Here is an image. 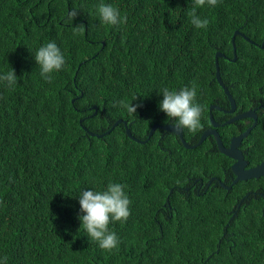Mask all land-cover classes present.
<instances>
[{
  "label": "trees",
  "instance_id": "obj_1",
  "mask_svg": "<svg viewBox=\"0 0 264 264\" xmlns=\"http://www.w3.org/2000/svg\"><path fill=\"white\" fill-rule=\"evenodd\" d=\"M100 3L117 7L127 23L103 24ZM192 6L193 0H0V74L14 69L17 76L11 88L0 84V258L7 256V264H264V197L249 192L263 187L264 176L205 189L211 174L231 184V160L203 147L209 138L184 146L182 139L196 143L201 128H185L182 137L156 129L145 139L152 123L169 120L159 108L164 87L195 86L200 121L210 105L228 107L215 78L220 51V76L236 112L256 107L259 117L240 145L247 167L264 160V0L205 4L197 14L210 23L201 29L190 22ZM80 24L85 32L74 34ZM235 29L247 39L235 35L232 60ZM53 41L65 64L48 82L34 54ZM121 100L145 109L130 115ZM119 118L126 126L115 124ZM229 126L235 134L246 127ZM84 127L109 131L98 137ZM109 181L125 185L131 201L127 221L109 224L120 239L112 251L91 240L79 219V192L103 190Z\"/></svg>",
  "mask_w": 264,
  "mask_h": 264
},
{
  "label": "clouds",
  "instance_id": "obj_2",
  "mask_svg": "<svg viewBox=\"0 0 264 264\" xmlns=\"http://www.w3.org/2000/svg\"><path fill=\"white\" fill-rule=\"evenodd\" d=\"M218 2L219 0H193V6L188 12L191 24L197 29L207 28L210 22L207 18H201V16L197 14V8L203 7L205 4L215 7ZM97 12L103 24L116 26L127 23V16H122L119 9L111 4L100 3L97 6ZM77 14L75 8L69 11L66 18L67 21L71 22ZM235 30L240 31L239 29ZM84 32L85 27L83 24L73 27L74 34H83ZM237 35L242 36L241 34ZM34 58L40 67L41 77L48 82L52 81L51 74L61 70L65 64L64 54L54 41L39 47L34 54ZM16 83L17 76L14 69L0 74V84H6L7 87L11 88ZM159 92L163 95V99L159 102V108L167 115L168 119L175 122L174 126L176 129L183 130L187 128L191 132H196L202 127L200 119L203 108L196 102L195 86L191 88L186 86L179 90H170L168 87H164ZM136 98L137 97H135L134 100ZM119 106L126 109L130 115L136 113L137 107H139L140 110L145 109L142 105H136L132 102L128 103L124 100L119 101ZM213 108L214 105L211 107V110ZM232 118L233 117L229 118L230 122L238 121L237 119L231 120ZM123 121L125 120H122V122ZM152 125H156L152 133L156 129H159L160 132H163L162 135L170 134L174 137L179 136L177 132L165 129L163 126H160V123L154 122L150 125L145 139L151 136L152 133L149 135V131ZM197 145L199 144H196V146ZM226 157L229 158L228 156ZM125 187L126 186L121 183L109 181L107 187L103 190L91 188V190L82 189L79 192L80 212L83 213V215L79 216L81 226L86 230L91 240L98 242L101 249L112 251L113 249H117L120 244L118 235L109 229V224L115 221L126 222L131 215L129 207L131 201L125 192ZM7 261V256L0 258V264H7Z\"/></svg>",
  "mask_w": 264,
  "mask_h": 264
},
{
  "label": "flooded vegetation",
  "instance_id": "obj_3",
  "mask_svg": "<svg viewBox=\"0 0 264 264\" xmlns=\"http://www.w3.org/2000/svg\"><path fill=\"white\" fill-rule=\"evenodd\" d=\"M228 103H229V101H228ZM213 105H214V108L212 110H215L216 112H221V113L229 114V116L227 118H225L224 116H222L220 114H217L216 112L214 113L211 110V107ZM229 108H230V103L228 104V107L227 108H222L221 106H218V105H215V104H212V105H210V107H208L207 115H204L202 117V121H200L202 127H201L200 135L197 137V141L200 139V137L203 134V132H205L207 130H212L213 133L208 134L200 143H202L207 138L212 139L213 142L211 144H209L208 146H203V147L210 148V150H214L213 152H215V151L220 152L219 149H218L217 138L221 141V144L224 147H228L231 137L239 134V133L235 134L234 127H230L229 126V124H230L229 118L230 117H233L234 115H236L238 113L245 112V111H248V110H253V109L255 110L256 109V107H255V108H251V109L244 110V111H241V112H236L237 111L236 104H235V107H234L233 111H228ZM206 118H207V120H206ZM260 119L262 120V118H260ZM237 120H238V122L241 125H246V127H245V129H246L254 121H255L254 123H257L258 120H259V117L255 113V116L254 117H244V118H240V119H237ZM158 123H160V126H163V127L168 126V127L173 128L175 132L178 130L174 126V123L175 122L173 120H171V119L165 120V121L162 120V121H159ZM220 127H221V129H220ZM195 138H196V134H193L192 136H190L189 141H194ZM242 140H241V142H242ZM197 141H195L196 143H193V144H188L187 143L190 146L189 148L195 147L196 144H197ZM241 142H240V144L238 146L240 150H241V148H240L241 147L240 146L241 145ZM200 143H198V144H200ZM242 154H243V152H242ZM229 159L231 160V163L229 165V172H226L225 175H226L227 178L230 179V183L231 184H225V182L221 181L217 176L211 174V175H209L208 179L205 182V189H207L213 182H215L216 184H218L220 186H223L225 188H226V186H230V188H231V185L232 184H235V183L238 182V181L235 182V183L232 182L233 179H234V174H233V171L231 169V165L233 164L234 160L232 158H230V157H229ZM245 168H248L247 165H246ZM226 170H227V168H225V171ZM260 178L261 177L256 178V179H260ZM246 180H248V179H246ZM195 181H197V179H195ZM261 182L264 184V178L261 180ZM201 184H202V182H200L198 184V186H196L197 192H198ZM192 185H195V182L194 181L192 182ZM191 186H189V187H191ZM189 187H186V188H189ZM193 189H195V188H193ZM249 192H252L253 194L258 193L259 195H261V196L264 197V185H263L262 188L261 187H258V188L256 187L254 190H251V191L249 190ZM249 192H246V194L244 195V197H247ZM241 200L239 201V203L236 206V209L233 212H236V210L239 208Z\"/></svg>",
  "mask_w": 264,
  "mask_h": 264
},
{
  "label": "water",
  "instance_id": "obj_4",
  "mask_svg": "<svg viewBox=\"0 0 264 264\" xmlns=\"http://www.w3.org/2000/svg\"><path fill=\"white\" fill-rule=\"evenodd\" d=\"M236 34H241L245 39H247V37L244 34H242L240 31L234 30L233 35L231 37V43H232L233 55H234L232 60H235V58H236V50H235V42H234V37H235ZM263 44H264V32H263L262 43H261L260 46L262 47ZM219 56H223V53H221L220 51H216L215 52V62H214L215 63V78H216L217 82L222 86L223 91L226 94V96H227V98H228V100L230 102V108H229L228 111H233V109L235 107V101L233 100V98H232L231 94L229 93L227 87L224 85V83L221 80L220 71H219V63H218V57ZM93 107H94L93 114H95L97 112V106L94 105ZM254 116H255V110L253 109V110H248V111H245V112L238 113L235 116H233V118L231 120L240 119V118H244V117H254ZM119 122H122V120L118 119L115 122V124H118ZM254 122L251 123V125H249L245 130H243L239 134H237L235 136H232L231 139H230L228 147H224L221 144V141L217 138V143H218L219 150L223 154H225L226 156H228V157H230V158H232L234 160L233 164L231 165V169H232L233 174H234V179L232 181L233 183H235L237 181H240V180H246V179H250V178H259L261 176H264V160L261 161L260 163L256 164V165H254V166L245 168L246 165H247V161L244 159L242 151L238 147L240 142H241V140L250 132L252 127L255 125ZM123 123L126 126L125 121H123ZM155 128H156V125H152L151 126L150 131H149V135L152 133V131ZM164 128L168 129V130H171V131H174L173 128L168 127V126H166ZM84 129L90 135L98 136V137L102 136L104 133L107 132L106 131V132L101 133V134H96V133L87 131V129L85 127H84ZM127 132H128V135L130 137L134 138L136 141H139V139H137V138H135V137H133L131 135L129 130H127ZM176 132H177V134L180 137H182L181 130H177ZM210 133H213V131L212 130H207V131L203 132V134L201 135L200 139L198 140V143H200ZM182 142H183V144H184V146L186 148L190 147L184 139H182ZM226 188L229 189L230 186H226Z\"/></svg>",
  "mask_w": 264,
  "mask_h": 264
},
{
  "label": "rangeland",
  "instance_id": "obj_5",
  "mask_svg": "<svg viewBox=\"0 0 264 264\" xmlns=\"http://www.w3.org/2000/svg\"><path fill=\"white\" fill-rule=\"evenodd\" d=\"M139 110H140V109H139ZM140 119H145V116H144V117H139V120H140ZM107 131H109V129H108ZM170 143H171V142H170Z\"/></svg>",
  "mask_w": 264,
  "mask_h": 264
}]
</instances>
